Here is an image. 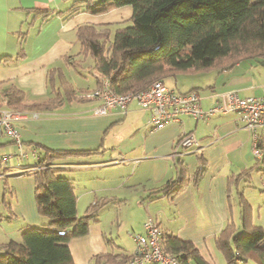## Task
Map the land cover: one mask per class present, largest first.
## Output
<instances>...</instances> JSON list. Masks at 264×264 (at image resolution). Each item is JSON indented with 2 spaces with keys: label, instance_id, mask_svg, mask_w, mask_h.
Here are the masks:
<instances>
[{
  "label": "crops",
  "instance_id": "crops-1",
  "mask_svg": "<svg viewBox=\"0 0 264 264\" xmlns=\"http://www.w3.org/2000/svg\"><path fill=\"white\" fill-rule=\"evenodd\" d=\"M75 1L0 0V108L5 107L4 92L10 86L24 92L25 103L48 99L60 90L57 69L74 90L71 100L64 99L51 109L24 111L25 117L16 122L23 148H36L40 158L44 149H98L54 159L52 166L62 168L75 183L76 211L81 201L91 205L103 196L115 198L112 204L101 207L86 235L69 241L73 264H94L96 254L129 256L135 244L133 234L143 232L149 217L163 234L192 242L211 264H226L215 237L229 221L235 231L242 230L238 193L246 199L243 187L248 184L240 177L237 185L229 187L227 180L256 163L251 177L260 159L253 153L249 130L235 112L217 113L207 120L183 115L179 122L151 129L149 110L135 100L125 110L113 108L95 114L100 100L84 93L97 87L98 81L93 67L89 73L92 78L78 77L84 62L76 30L83 24H119L130 17L132 9L123 5L91 13L79 4L80 9L68 15ZM44 10L53 12L43 17ZM259 59L238 60L227 67L175 70L174 87L164 84L178 92L198 91L203 109L212 106L224 91H235L241 97L258 96L264 91V62ZM185 133L193 135L197 144H178ZM258 139L264 147L263 138ZM37 156L20 158L16 142L0 135V245L19 240L23 229L47 221L36 207L33 176L23 173L33 167ZM180 163L187 176L203 167L198 183L190 181L175 194L149 195L178 177ZM90 168L96 169L92 176L103 174L106 178L94 185L78 179V172ZM122 209L130 214L125 222L121 220ZM111 215L114 218L107 220ZM114 220L118 225L115 233Z\"/></svg>",
  "mask_w": 264,
  "mask_h": 264
},
{
  "label": "trees",
  "instance_id": "trees-1",
  "mask_svg": "<svg viewBox=\"0 0 264 264\" xmlns=\"http://www.w3.org/2000/svg\"><path fill=\"white\" fill-rule=\"evenodd\" d=\"M79 4L91 13L131 6L129 23L115 27L112 36L110 25L83 24L76 30L80 53L93 61L97 85L102 78H108L116 93L142 90L155 80L164 82V77L175 70L227 67L238 60L264 58V0H78L67 14L77 12ZM52 12L41 11L43 17ZM56 73L60 90L48 99L25 103L24 92L10 86L4 92L5 107L22 112L47 110L64 99L71 100L74 95L71 83L59 69ZM43 151V157L37 156L33 167L23 173L33 176L36 207L47 221L23 229L19 240L11 239L0 245V264H73L69 241L86 235L99 206L115 200L100 198L78 215L73 180L52 164L60 157L89 154L98 149ZM255 166L256 163L236 178H229L228 186L237 185L240 177L246 182ZM178 171L177 178L149 195L175 194L190 181L197 184L203 167L187 176L180 163ZM238 194L242 231L236 233L234 223L229 221L216 235L215 245L226 264L251 258L256 264H264V228L253 224L251 206ZM160 244L164 253L175 256L181 264H211L192 242L176 235L161 232ZM129 256L103 253L94 255L93 260L94 264H124Z\"/></svg>",
  "mask_w": 264,
  "mask_h": 264
},
{
  "label": "built area",
  "instance_id": "built-area-1",
  "mask_svg": "<svg viewBox=\"0 0 264 264\" xmlns=\"http://www.w3.org/2000/svg\"><path fill=\"white\" fill-rule=\"evenodd\" d=\"M84 95L100 100V104L93 110L95 114H105L113 108L125 110L135 100L141 108L149 110L147 122L151 129L160 128L168 122H179L183 115L196 120H207L217 113L235 112L251 134L253 153L257 158L262 155L258 147L257 130L264 125V91L258 96L247 97H241L235 91H224L218 94L216 102L207 109L200 106L198 91L178 92L167 87L161 80L153 81L142 90L116 93L110 88L109 79L102 78L100 85ZM24 117L25 112L0 108V135L16 142L20 158H26L29 154L37 156L38 153L34 147L26 150L22 146L16 122ZM180 138L181 146L197 144L191 134H182ZM160 235L158 223L150 217L147 218L143 223V232L133 234L134 249L124 264H181L175 256L163 252Z\"/></svg>",
  "mask_w": 264,
  "mask_h": 264
},
{
  "label": "rangeland",
  "instance_id": "rangeland-1",
  "mask_svg": "<svg viewBox=\"0 0 264 264\" xmlns=\"http://www.w3.org/2000/svg\"><path fill=\"white\" fill-rule=\"evenodd\" d=\"M124 19L122 20V21H126L124 23L120 22L119 24L110 25L111 36H112V33H113L115 27L129 23V21H130V20L128 21L129 18H127V20L126 19L124 20ZM81 59L84 63L82 64L83 67L80 69V71L78 73L79 74L78 77L81 79H84L85 78L84 76H87L89 79L92 78V76L89 77V75H90L89 73H92V64H93L92 59L89 56H87V57L82 56ZM258 61L264 62V58L259 59ZM70 70H73V69L71 68ZM173 79H174V77L172 74L165 76L164 77V83L167 86L174 87V84L172 83ZM257 133H258V136L263 138V143H264V128L258 129ZM263 155H264V153H263ZM263 155H261L259 162L257 161L258 169L254 170L252 172L251 177H248V180H247L248 184H245V186L243 187V190H244L243 193H244L246 199H248L247 201L249 202V204L251 206L253 224L260 225L264 228V161H262ZM85 159H87V161H90L88 157H85L84 160ZM84 160H81V161H84ZM93 171H96V169L90 168V169L84 170L81 174H80V172H78L80 175L78 179L89 180L90 181L89 184L94 185L96 180H104L106 178V176L103 174H101L100 176H96V177L92 176ZM74 185H75V183H74ZM76 191H77V188L75 185V192ZM103 197L109 198V197H112V195L103 196ZM112 203H113L112 201L108 202V204H112ZM89 205H87L85 201L79 202V204L77 206V214L78 215L84 214L86 211V208ZM101 207H102V205L99 206V208L97 209L96 215L101 210ZM120 212H121V220H123L125 222L127 220L128 216L130 217V214L128 212H126V209H122ZM112 217H113V215L107 217V220L108 219L111 220ZM135 220H136V217L133 218V221H135ZM117 229H118V225L114 220L112 230L115 233ZM122 231H123V229H122ZM240 231H242V230L237 229L235 232L238 233ZM135 234H137V233H135ZM114 237H115V235H114ZM238 264H256V263L251 258V259H247L245 262H239Z\"/></svg>",
  "mask_w": 264,
  "mask_h": 264
}]
</instances>
